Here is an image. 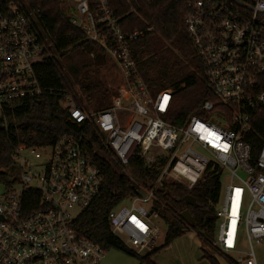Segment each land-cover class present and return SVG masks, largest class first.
Segmentation results:
<instances>
[{"label": "built area", "instance_id": "2783aa9c", "mask_svg": "<svg viewBox=\"0 0 264 264\" xmlns=\"http://www.w3.org/2000/svg\"><path fill=\"white\" fill-rule=\"evenodd\" d=\"M74 1L71 23L120 68L118 93L106 108L90 112L73 94L44 90L36 66L51 54L37 30L39 10L20 0H0V120L7 126L18 103L49 93L62 96L68 121L79 128L94 126L139 192L108 214L112 233L138 255L157 248L162 231L156 220L166 223L155 190L168 181L192 190L206 168L217 165L229 182L212 244L232 264H259L254 241L264 245V140L255 155L248 135L255 132L254 118L264 114V0L188 3L184 24L221 105L204 101L202 115L192 114L182 125L165 119L173 90L152 94L132 54L131 43L153 28L124 32L109 0ZM133 155L147 165L164 158L152 187L130 174ZM9 173L11 183L0 184V264L102 263L106 250L80 237L74 225L103 185L81 135L66 132L53 144L17 149ZM242 230L246 251L240 249Z\"/></svg>", "mask_w": 264, "mask_h": 264}, {"label": "trees", "instance_id": "16d2710c", "mask_svg": "<svg viewBox=\"0 0 264 264\" xmlns=\"http://www.w3.org/2000/svg\"><path fill=\"white\" fill-rule=\"evenodd\" d=\"M20 1L29 10H39L35 16L37 30L45 35L49 44L51 55L36 66L41 86L46 91L73 94L83 105L81 94L91 95L104 88L100 81L84 75L89 68L104 65L107 52L86 40L84 33L65 14L61 0ZM190 1L109 0L110 9L115 17L120 18L124 32L153 28L131 43L132 54L152 94L167 88L173 90V99L165 118L173 125H182L192 114L202 115L200 107L206 100L215 102L218 107L221 105L207 83L205 67L184 24ZM93 52L95 57L90 56ZM61 98L60 94L45 93L39 98L24 100L9 112L7 126L0 120V184L11 183L9 170L17 149L50 145L62 134L76 132L81 135L84 148L103 176L99 195L74 222L80 237L98 243L106 251L116 248L142 262L156 264L152 256L190 229L198 233L205 255L212 261L215 259L209 254V248L223 255L212 244L217 223L215 206L220 200L222 176L221 169L212 164L192 190L177 181H168L155 190L156 197L164 205L161 216L167 226L165 243L160 248L138 255L126 247L112 233L108 214L131 196L139 194L137 187L121 170L114 153L104 147L94 126L79 128L67 120ZM109 104L110 101L103 108ZM253 125L255 132L248 135V140L257 155L264 140V114L256 116ZM163 164L162 156L154 164L147 165L142 157L133 155L128 168L137 182L152 187ZM187 195L195 198L196 205L185 203ZM33 207L34 204H31L28 208L32 210ZM185 210H189L192 221L181 216ZM226 258L231 261L228 256Z\"/></svg>", "mask_w": 264, "mask_h": 264}, {"label": "rangeland", "instance_id": "374dc122", "mask_svg": "<svg viewBox=\"0 0 264 264\" xmlns=\"http://www.w3.org/2000/svg\"><path fill=\"white\" fill-rule=\"evenodd\" d=\"M62 7L66 15L73 16L76 13L75 1L74 0H61ZM91 56V55H90ZM106 61L105 64L97 67V68H89L84 76L90 75L94 79L100 81L104 88L100 89L97 93L88 95H82L83 106L88 111H97L102 109L106 104L111 102L113 96H115L122 84L121 80V72L117 62L113 59L110 53H106ZM64 63V62H62ZM79 86L77 87V89ZM105 103H104V101ZM229 180L227 176L224 174L221 178V193L220 200L216 204L215 209L216 212L219 211L223 205V197L226 185ZM1 190V189H0ZM126 201L122 202L125 204ZM156 204V203H155ZM156 208L158 211L162 212V206L156 204ZM79 209L73 208L72 212L77 213ZM216 223V232L217 234L218 225L220 219L217 218ZM157 224L160 226L162 231V235L158 239L157 248L161 247L162 242L165 240L167 226L166 223L162 220H156ZM183 241L179 240L173 242L172 245L168 246V248L159 249L153 256L152 260L156 264H232L226 256L223 254H218L217 252H213L212 247L209 248V254H212L215 259L212 261L208 255H205L203 244L200 241V238L195 237V241L186 242L185 239ZM248 241L247 237L242 230L240 237V249L243 251L248 250ZM254 248L257 253L258 263L264 264V245L258 244L254 241ZM206 249H208L206 247ZM101 264H147L146 262H142L139 258L131 256L124 251H121L116 248H110L106 251L105 259Z\"/></svg>", "mask_w": 264, "mask_h": 264}, {"label": "crops", "instance_id": "0c3cea01", "mask_svg": "<svg viewBox=\"0 0 264 264\" xmlns=\"http://www.w3.org/2000/svg\"><path fill=\"white\" fill-rule=\"evenodd\" d=\"M195 237L200 238L197 232H195V231L189 229V230L185 231V233H184L182 236H180V237L174 239V240L170 243V245H172L173 242H176V241H179V240L183 241L182 239H185V241H186L187 243H188V242H191V240H192V241H195ZM200 241H201V238H200ZM164 243H165V240L162 242L161 246H162ZM201 243H202V241H201ZM170 245H168V246H170ZM168 246H167V248H168ZM164 248H166V247H164ZM162 249H163V248H162Z\"/></svg>", "mask_w": 264, "mask_h": 264}, {"label": "water", "instance_id": "95a60500", "mask_svg": "<svg viewBox=\"0 0 264 264\" xmlns=\"http://www.w3.org/2000/svg\"><path fill=\"white\" fill-rule=\"evenodd\" d=\"M185 203H186L187 205H192V206L196 205L195 198H194L192 195H187V196L185 197ZM181 216H182L183 218H185L186 220H189V221H192V220H193V218H192V216H191L189 210H185V211L181 214Z\"/></svg>", "mask_w": 264, "mask_h": 264}]
</instances>
